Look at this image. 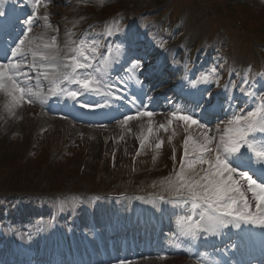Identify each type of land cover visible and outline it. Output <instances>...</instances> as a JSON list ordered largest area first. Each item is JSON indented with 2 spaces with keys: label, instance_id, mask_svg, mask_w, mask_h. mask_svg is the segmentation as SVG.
Wrapping results in <instances>:
<instances>
[{
  "label": "snow or ice",
  "instance_id": "obj_1",
  "mask_svg": "<svg viewBox=\"0 0 264 264\" xmlns=\"http://www.w3.org/2000/svg\"><path fill=\"white\" fill-rule=\"evenodd\" d=\"M39 4L40 0H34L33 8H37ZM4 16L3 5L0 3V18ZM43 19L47 21L48 17L45 16ZM24 24L26 30L22 32V38L18 39V43L14 47L9 46L7 51L0 50V91L10 98V103L13 106L25 100L29 104L37 100L43 103L47 97L31 87L34 78L37 80L43 78L50 84L48 92L51 96L59 98L66 96L80 108L101 107L79 101L82 94H99L105 87L103 77L107 74L109 66L104 64V71L95 66L96 48H92L93 55L89 56L86 54L83 40L79 44L70 40L67 47L73 55L61 57L59 49L55 47V37L51 43H45L43 50H40V46L28 35L33 31V18L29 17ZM107 35L111 37L114 33L109 30ZM118 43L126 46L124 41ZM153 43L155 44V41ZM111 46L112 42H109V50ZM158 46L162 48L163 44ZM130 67L134 70H143L139 60L132 61ZM203 81L208 82V75L203 77ZM117 83L122 87H115ZM67 85H75L76 88L71 90ZM112 87H115L116 92L127 93V85L119 77ZM114 98L122 99L123 95H116ZM135 100V96H132L129 103H135ZM230 107L231 105L229 110ZM218 108L223 110V106L219 105L215 98L205 100L203 94H193L188 96L186 107L173 110L172 119L168 120L169 125L173 120L182 122L185 132L189 134L183 143L184 152L179 170L162 182L168 199L166 200L164 195H159L156 199L181 209L178 213L179 235L190 245L196 244L202 238V234L203 238L220 237L229 228L240 230L242 226H253L264 230V179L261 178L264 176V103H259L246 113L242 111L232 113L223 134L210 135L213 129L202 121L214 116ZM197 109L203 113L199 119L195 118ZM154 115L153 111L142 109L134 114L125 115L123 123L148 117V133L151 135L153 131L151 118ZM192 126H195V130L190 131ZM160 128H165V125L161 124ZM215 132L220 133V128H216ZM146 139L147 137H141V149L144 148ZM162 144V140L156 143L155 149L159 150ZM235 156L243 159L240 164L233 166L229 161ZM172 159L173 161L176 159L174 154ZM252 169H256L259 175L254 174ZM98 199L100 198L97 197ZM261 235L264 237V232ZM251 239H254L253 234L245 229L240 233L238 242L243 246ZM261 247L264 249V243ZM197 264L232 262L227 258L211 256L205 252L197 257Z\"/></svg>",
  "mask_w": 264,
  "mask_h": 264
},
{
  "label": "rangeland",
  "instance_id": "obj_2",
  "mask_svg": "<svg viewBox=\"0 0 264 264\" xmlns=\"http://www.w3.org/2000/svg\"><path fill=\"white\" fill-rule=\"evenodd\" d=\"M153 1H151L152 3ZM46 5V6H45ZM57 1L56 0H40V9L37 13V26H40V19L46 13H52L57 9ZM260 8L257 7L256 11ZM29 103L25 102V106ZM26 110V109H24ZM24 113V112H23ZM35 117V116H34ZM154 116L152 117V121L154 120ZM60 120V119H59ZM62 121V120H61ZM138 119L131 120L127 123L126 135H125V143L122 146V158L126 159V152L128 151L129 145L127 144L129 140H133V129L139 125ZM21 126V125H20ZM141 126H145L143 123ZM86 126L77 127L75 130L68 129V127L64 124L56 125H46L41 130V134L34 141L35 135L32 132L27 130L22 131L20 127L17 131L13 130H0V162L1 166L6 167V169H1L0 167V185L2 181H7L11 183L13 186L16 184L18 187L23 188V184H26L25 177L33 174L37 179V187L35 189H47L50 190V185L46 181L45 177L40 178L41 173H47L50 175V181L54 178L55 174L58 175L59 178L66 181L77 182L86 180L88 184L91 182V178L89 175L95 176V178L100 181L102 177L99 176V172L101 175H104L107 164L106 161L99 166V156L104 152L103 144L100 137V130H96L99 133V136L95 139V143L98 146L97 149L93 151V157L88 161V167L86 169V173L88 174L82 177L77 173V169L80 166V161L83 157V144H85V140H83V131L80 130ZM113 127V129H115ZM118 133V132H117ZM128 133V134H127ZM75 138V142L73 143L74 147L70 150L69 144H71V140ZM62 145V146H61ZM69 147L67 151H62ZM66 156L67 158H62ZM45 167L44 164L47 163ZM62 164H65L66 167L61 169ZM95 174V175H94ZM94 189H101L102 186L95 185ZM71 189V188H69ZM82 189V187H81ZM176 258H172L174 260ZM167 259L156 258L150 259L147 264H162ZM165 264H171V261H167Z\"/></svg>",
  "mask_w": 264,
  "mask_h": 264
},
{
  "label": "bare ground",
  "instance_id": "obj_3",
  "mask_svg": "<svg viewBox=\"0 0 264 264\" xmlns=\"http://www.w3.org/2000/svg\"><path fill=\"white\" fill-rule=\"evenodd\" d=\"M51 118H52V122H54L56 125L60 123L59 122L60 120L58 121L59 117H51ZM144 120L143 121L139 120L140 122L139 125H141L144 122ZM45 122L46 121L41 119V117L39 118L37 117L36 121L29 120L28 110H25V114H23V112L18 113L17 111H14L10 114L9 119L1 126L0 130L4 131L10 129L13 131H17L19 127L21 129L22 126H26L27 128L32 129L34 131L35 129L43 127L46 124ZM61 167H62L61 169H64L63 167H66V165L62 164Z\"/></svg>",
  "mask_w": 264,
  "mask_h": 264
}]
</instances>
